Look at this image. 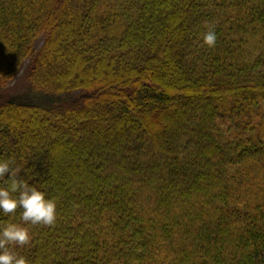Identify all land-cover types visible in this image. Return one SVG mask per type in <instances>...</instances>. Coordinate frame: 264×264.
Returning <instances> with one entry per match:
<instances>
[{"label": "trees", "instance_id": "obj_1", "mask_svg": "<svg viewBox=\"0 0 264 264\" xmlns=\"http://www.w3.org/2000/svg\"><path fill=\"white\" fill-rule=\"evenodd\" d=\"M22 69L0 159L57 200L29 264H264V0H0Z\"/></svg>", "mask_w": 264, "mask_h": 264}, {"label": "clouds", "instance_id": "obj_2", "mask_svg": "<svg viewBox=\"0 0 264 264\" xmlns=\"http://www.w3.org/2000/svg\"><path fill=\"white\" fill-rule=\"evenodd\" d=\"M203 43L213 47L217 40L214 29L202 36ZM11 159H0V214L9 219L0 224V264H29L16 249L29 244V226H51L57 220V200L35 185L20 178ZM20 209V222L12 217Z\"/></svg>", "mask_w": 264, "mask_h": 264}, {"label": "rangeland", "instance_id": "obj_3", "mask_svg": "<svg viewBox=\"0 0 264 264\" xmlns=\"http://www.w3.org/2000/svg\"><path fill=\"white\" fill-rule=\"evenodd\" d=\"M41 37H38L35 41V46L38 47L41 44ZM25 77L23 74V69L9 82H7L3 87L0 86V91H7L10 94H19L26 89Z\"/></svg>", "mask_w": 264, "mask_h": 264}]
</instances>
